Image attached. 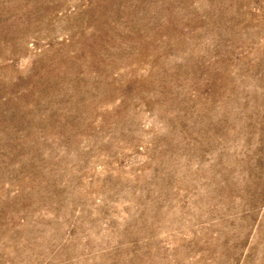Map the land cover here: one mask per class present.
Returning <instances> with one entry per match:
<instances>
[{
    "label": "rangeland",
    "instance_id": "obj_1",
    "mask_svg": "<svg viewBox=\"0 0 264 264\" xmlns=\"http://www.w3.org/2000/svg\"><path fill=\"white\" fill-rule=\"evenodd\" d=\"M0 264H264V0H0Z\"/></svg>",
    "mask_w": 264,
    "mask_h": 264
}]
</instances>
